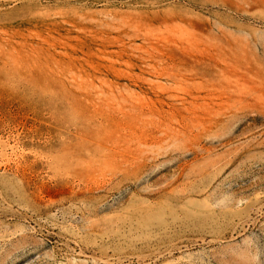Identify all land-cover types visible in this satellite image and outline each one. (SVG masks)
Returning <instances> with one entry per match:
<instances>
[{
	"label": "rangeland",
	"instance_id": "374dc122",
	"mask_svg": "<svg viewBox=\"0 0 264 264\" xmlns=\"http://www.w3.org/2000/svg\"><path fill=\"white\" fill-rule=\"evenodd\" d=\"M0 264H264V0H0Z\"/></svg>",
	"mask_w": 264,
	"mask_h": 264
}]
</instances>
